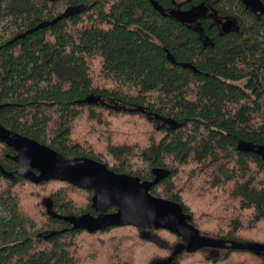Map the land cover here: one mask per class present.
Listing matches in <instances>:
<instances>
[{
	"label": "trees",
	"instance_id": "1",
	"mask_svg": "<svg viewBox=\"0 0 264 264\" xmlns=\"http://www.w3.org/2000/svg\"><path fill=\"white\" fill-rule=\"evenodd\" d=\"M151 1L0 0V123L67 159L90 158L142 181L168 170L151 194L179 203L199 235L264 245V160L237 150L240 139L264 145V16L243 0L184 2L238 20L228 35L206 25V45ZM155 1L164 12L177 4ZM121 118L139 119L157 139L141 146L126 132L96 135ZM14 155L0 142V264H264L243 250L191 252L167 230H74L57 216H97L95 191L34 184L16 174ZM24 196L37 200L34 212Z\"/></svg>",
	"mask_w": 264,
	"mask_h": 264
},
{
	"label": "water",
	"instance_id": "2",
	"mask_svg": "<svg viewBox=\"0 0 264 264\" xmlns=\"http://www.w3.org/2000/svg\"><path fill=\"white\" fill-rule=\"evenodd\" d=\"M151 3L164 16H169L181 24H195L204 19L210 11L209 6L202 4L188 10H172L167 13L155 0ZM243 4L255 14L264 13V4L261 0H243ZM236 30L237 23L233 20L223 25L225 34ZM166 52L170 62L178 64L173 55L168 50ZM181 66L196 71L192 64H181ZM0 142L16 152L12 159L17 164L18 176L34 184L61 181L80 189L95 191L92 205L98 212L97 216L92 214L57 216L69 222L74 230L95 233L110 227L125 226H133L140 231L161 229L183 239L191 252L199 248H213L243 250L264 256V245L212 239L199 235L179 203L153 196L152 188L170 175L168 170L155 169L154 180L142 181L138 177L118 174L103 163L90 158L67 159L52 148L23 136L1 123ZM237 150L242 153H253L264 160V145L240 139ZM3 174L7 179L14 176L12 173L8 175L3 172ZM112 207H116L117 211L108 213Z\"/></svg>",
	"mask_w": 264,
	"mask_h": 264
},
{
	"label": "rangeland",
	"instance_id": "3",
	"mask_svg": "<svg viewBox=\"0 0 264 264\" xmlns=\"http://www.w3.org/2000/svg\"><path fill=\"white\" fill-rule=\"evenodd\" d=\"M93 68L97 72H99V62H95L93 64ZM263 79H264V76H263ZM127 126L133 127V129L136 130L139 133V135L138 136H134L133 133H130L126 129H124ZM83 128H85V127H83ZM139 129L140 130L143 129L144 132L142 133V131H140ZM123 132H126L127 136H129L131 138V140L138 141L141 144V146H145L147 144L148 139L151 138L152 136L156 135V134L150 135V134H152L153 129L151 127H147L146 125H144L142 123V121H140L139 119H133V120L132 119H123L122 120V118L119 119V121H112L111 123L109 121H107L106 126H102L101 128L97 129L96 135L105 133L106 139H108L110 135L118 134L119 135V140H120ZM92 133H93V131L91 132V137H92ZM157 137H158V135H156L155 138L157 139ZM102 142L103 141H101L100 144ZM186 177H187V175L182 176L180 179H178V183L181 184L182 182H184L182 180H185ZM18 192H20V190H18ZM26 192H27L28 196L32 195V194H30V190L28 188H26ZM201 196L202 195H199L194 200V203H201L202 202L201 201ZM36 201L37 200L32 198V197L28 198V200H27V196H24V200L22 199V203L24 204V207L27 210H29V211L32 210L33 212H34V210H33L34 202H36ZM96 250H98V248L95 247V250L92 251L93 252V257H94L95 260L100 258V256H98V252ZM91 256L92 255L89 256L90 259H91ZM113 264H116V262L114 261Z\"/></svg>",
	"mask_w": 264,
	"mask_h": 264
},
{
	"label": "flooded vegetation",
	"instance_id": "4",
	"mask_svg": "<svg viewBox=\"0 0 264 264\" xmlns=\"http://www.w3.org/2000/svg\"><path fill=\"white\" fill-rule=\"evenodd\" d=\"M187 1H189V0H177L176 1L177 4L173 8V10H188V9H183V7H184V4L183 3L184 2H187ZM49 2H51V1H49ZM262 3L264 4L263 1H262ZM242 4H243V1H242ZM205 5H207V4H205ZM207 6H209V5H207ZM243 6L245 7L244 4H243ZM209 8H210L209 14L204 19H201L199 22H197L195 24H184L186 27H188V28H190L192 30L197 31L200 34V36H201V39L200 40L204 44L211 45L213 43V40L211 38L207 37L204 34V32H205L204 31L205 26L208 25V24H210V28H216L217 31H219V34L220 35H228V34H225L223 32V25L227 21H231V20L235 21L237 23V30L235 32H237V31L240 30V25H239V22H238L237 19H235V18H233L231 16H222L221 17V16L218 15V13H216V11L214 10V8H212L211 6H209ZM245 9L248 10L246 7H245ZM170 11H172V10H168L167 13H169ZM249 12L252 13V14H254V15H256L257 17H263L264 16V13H261V12H258L257 14H255V13H253L251 11H249ZM235 32H232V33H235ZM232 33H229V34H232ZM15 155H16V152H15ZM14 156H11V158H13ZM169 264H174V262H171Z\"/></svg>",
	"mask_w": 264,
	"mask_h": 264
}]
</instances>
